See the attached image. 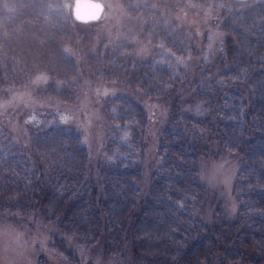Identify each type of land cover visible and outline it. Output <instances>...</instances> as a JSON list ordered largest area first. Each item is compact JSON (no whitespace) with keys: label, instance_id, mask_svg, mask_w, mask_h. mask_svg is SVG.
Here are the masks:
<instances>
[{"label":"trees","instance_id":"16d2710c","mask_svg":"<svg viewBox=\"0 0 264 264\" xmlns=\"http://www.w3.org/2000/svg\"><path fill=\"white\" fill-rule=\"evenodd\" d=\"M121 1L132 28L152 43L145 59L129 43L99 42L91 50V35L74 26L83 22L60 0H0V90L45 71L38 93L71 103L79 65L92 79L165 101L169 112L145 195L139 197L146 112L116 94L102 102L107 157L97 161L96 174L73 127L50 125L25 144L0 125V217L39 215L83 243L103 240L110 254L127 243L134 264H264V0H212L224 33L221 56L199 64L190 81L175 56L197 52L192 37L158 10ZM186 85L200 103L195 111L179 92ZM211 141L240 158L233 218L199 179L197 159L208 155Z\"/></svg>","mask_w":264,"mask_h":264},{"label":"rangeland","instance_id":"374dc122","mask_svg":"<svg viewBox=\"0 0 264 264\" xmlns=\"http://www.w3.org/2000/svg\"><path fill=\"white\" fill-rule=\"evenodd\" d=\"M71 13L72 0H60ZM103 10L98 19L75 24L77 31L92 37L91 50L99 43L130 44L131 53L145 59L152 51V43L139 35L129 23L127 12L121 0H100ZM158 10L164 21L175 29H180L186 37H192L197 52L175 56L178 67L186 79L197 74L196 67L202 62L221 56L224 33L219 29L218 11L212 7V0H131ZM219 4V3H218ZM216 14V15H215ZM79 29V30H78ZM76 57L81 64L82 59ZM83 66V65H82ZM81 77L79 94L69 102H61L43 96L38 90L48 80L45 71H37L23 86L0 90V125L10 129L16 138L29 143L33 135L50 125H66L76 129L88 151L89 168L96 174V163L107 157L103 151V141L108 132L109 122L102 111L103 100L112 95L123 94L134 98L146 112L147 123L144 134L143 154L140 161L139 197L145 195L151 173L157 166L155 153L156 136L168 115L165 101L151 100L140 92L101 79L90 78L78 65ZM182 98L190 101L186 109L195 111L200 103L192 98L191 88L180 89ZM208 155L197 159L200 181L217 193L223 211L233 218L238 208V198L233 191V183L240 158L222 150L215 141L209 144ZM211 210L205 212L208 218ZM207 214V215H206ZM103 240L86 244L68 234H62L52 221L39 215H7L0 217V264H134L128 244L118 253L110 254L103 249ZM213 264H248L242 261Z\"/></svg>","mask_w":264,"mask_h":264},{"label":"water","instance_id":"95a60500","mask_svg":"<svg viewBox=\"0 0 264 264\" xmlns=\"http://www.w3.org/2000/svg\"><path fill=\"white\" fill-rule=\"evenodd\" d=\"M100 5L99 8L94 7ZM103 10L100 0H72L71 16L78 22H88L99 18Z\"/></svg>","mask_w":264,"mask_h":264},{"label":"snow or ice","instance_id":"6c2138e0","mask_svg":"<svg viewBox=\"0 0 264 264\" xmlns=\"http://www.w3.org/2000/svg\"><path fill=\"white\" fill-rule=\"evenodd\" d=\"M94 7H96V8H99V7H100V5H95Z\"/></svg>","mask_w":264,"mask_h":264}]
</instances>
